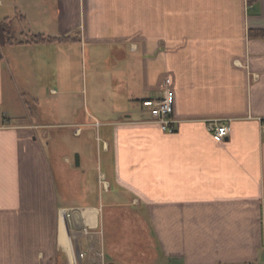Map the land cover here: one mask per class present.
<instances>
[{
  "label": "crops",
  "instance_id": "0c3cea01",
  "mask_svg": "<svg viewBox=\"0 0 264 264\" xmlns=\"http://www.w3.org/2000/svg\"><path fill=\"white\" fill-rule=\"evenodd\" d=\"M10 1L0 0V22L19 24V42L28 34L67 41L0 44V264H72L78 250L89 261L101 250L102 205L66 201L69 160L51 158L40 132L53 125L28 121L49 71L58 88L51 94L64 100L73 92V57L99 46L119 56L112 83L139 108L101 122L88 113L104 134L106 187L119 200L130 196L110 207L147 215L169 261L264 264V0ZM166 78L174 133L141 104L161 94ZM215 120L230 126L223 141L209 129ZM75 125L81 134L86 124ZM53 163L63 174L61 198ZM63 209L75 210L65 222ZM87 225L91 236L82 233Z\"/></svg>",
  "mask_w": 264,
  "mask_h": 264
},
{
  "label": "rangeland",
  "instance_id": "374dc122",
  "mask_svg": "<svg viewBox=\"0 0 264 264\" xmlns=\"http://www.w3.org/2000/svg\"><path fill=\"white\" fill-rule=\"evenodd\" d=\"M3 1L6 5L11 3L10 0ZM5 9L3 14L10 15L11 8ZM20 31L16 22L1 23L0 44L25 39L26 36L21 35ZM105 48L99 46V51L93 54H90L87 48L86 54L81 52L73 57V92L64 100L57 101L50 92L52 88L58 89L52 83L50 70L43 88L42 100L34 109L33 118L28 114V121L53 125L41 129L40 132L47 133L44 143L51 158L58 156L60 164H66V159L69 160L70 165H67L66 178L64 177L68 183L64 184L66 201L79 204L95 202L102 205L101 228L104 233L101 250L92 252V260L85 258L82 264H102L103 259L105 264H179L169 261L165 256L157 244L156 236L154 237L153 226L140 209L128 205L110 207L114 202L130 201V196L124 193L126 199L119 200L118 197L115 198L117 188L109 190L106 187L105 178L99 170L104 134L100 125H91L97 121L88 113H92L101 122L116 118L121 112H139V108L128 98L123 86L116 87L112 83V72L115 70L121 73L122 63L118 61L119 56L112 58V55L106 54ZM38 50L40 52V49ZM78 123L86 124L82 127L81 134H77L78 127L75 124ZM78 156L82 162L79 166L76 165ZM52 165L61 198L64 197V190H61L63 174L59 173L58 165ZM79 186L81 189L78 192ZM75 256L80 261L78 253L74 252L71 257L72 264Z\"/></svg>",
  "mask_w": 264,
  "mask_h": 264
},
{
  "label": "built area",
  "instance_id": "2783aa9c",
  "mask_svg": "<svg viewBox=\"0 0 264 264\" xmlns=\"http://www.w3.org/2000/svg\"><path fill=\"white\" fill-rule=\"evenodd\" d=\"M142 106L148 110L150 115V120L161 125L163 131L167 133H174L177 130L178 121L174 117V93L171 87V80L166 78L163 86L161 88V94L158 97H151L141 102ZM209 129L213 133L214 138L217 141H223L230 135V126L226 121L215 120L209 124ZM262 130L264 134V120L262 121ZM75 210L63 209L60 211L61 218L68 221L74 215ZM82 233L86 236L93 235L92 228L84 226L82 228ZM88 245H90V251H92L93 242L89 240ZM88 252L83 250L78 252L79 260L75 256L74 264H82V261L87 257ZM101 255V254H100ZM103 256V255H102ZM255 264V263H248Z\"/></svg>",
  "mask_w": 264,
  "mask_h": 264
},
{
  "label": "trees",
  "instance_id": "16d2710c",
  "mask_svg": "<svg viewBox=\"0 0 264 264\" xmlns=\"http://www.w3.org/2000/svg\"><path fill=\"white\" fill-rule=\"evenodd\" d=\"M8 22L7 20L0 22ZM67 41L65 38H55L51 36H45L43 34H28L27 39L25 42H15L16 44L19 43H32V44H47V43H58V42H64Z\"/></svg>",
  "mask_w": 264,
  "mask_h": 264
},
{
  "label": "bare ground",
  "instance_id": "6f19581e",
  "mask_svg": "<svg viewBox=\"0 0 264 264\" xmlns=\"http://www.w3.org/2000/svg\"><path fill=\"white\" fill-rule=\"evenodd\" d=\"M85 212H87V216L86 217H87L88 221H94L93 220V216L94 215L92 214L93 211H91V210H85ZM88 212H90V213H88Z\"/></svg>",
  "mask_w": 264,
  "mask_h": 264
},
{
  "label": "water",
  "instance_id": "95a60500",
  "mask_svg": "<svg viewBox=\"0 0 264 264\" xmlns=\"http://www.w3.org/2000/svg\"><path fill=\"white\" fill-rule=\"evenodd\" d=\"M80 163H81V162H80V158H79V156H78L77 159H76V165L79 166Z\"/></svg>",
  "mask_w": 264,
  "mask_h": 264
}]
</instances>
